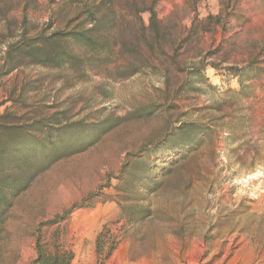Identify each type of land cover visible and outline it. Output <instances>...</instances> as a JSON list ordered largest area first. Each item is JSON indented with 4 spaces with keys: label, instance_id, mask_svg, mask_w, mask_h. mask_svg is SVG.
Masks as SVG:
<instances>
[{
    "label": "rangeland",
    "instance_id": "obj_1",
    "mask_svg": "<svg viewBox=\"0 0 264 264\" xmlns=\"http://www.w3.org/2000/svg\"><path fill=\"white\" fill-rule=\"evenodd\" d=\"M82 1L0 0V125L73 147L5 211L0 264H33L40 223L89 195L43 227L71 264H264V0H113L111 60L19 56L1 75L9 43L66 29ZM150 7L160 38L141 26ZM190 122L206 134L170 150L169 133Z\"/></svg>",
    "mask_w": 264,
    "mask_h": 264
},
{
    "label": "trees",
    "instance_id": "obj_2",
    "mask_svg": "<svg viewBox=\"0 0 264 264\" xmlns=\"http://www.w3.org/2000/svg\"><path fill=\"white\" fill-rule=\"evenodd\" d=\"M65 1L60 0V2ZM148 10L150 11V23L145 25L142 22L141 26L144 30L152 29L160 38L156 12L152 7ZM117 22L113 0L82 1L75 7L73 15L67 19L66 29H57L50 33L43 30L34 36H29L28 31L25 30L18 40L9 43L3 58L1 75L9 74L20 67L19 56L28 58L31 64L52 67L80 66L85 63L95 64L109 61L116 53L115 49L119 43L116 38L114 40L113 36ZM78 49L90 51L93 55L92 60L76 53ZM8 116L9 113L3 115V117ZM71 126L86 130L80 122ZM62 128L58 130L61 142L68 139L67 134L62 132L67 127ZM201 134L206 133L202 132L201 126L196 122L178 126L168 135L170 150L194 145L201 139ZM51 136L52 132H47L46 141H43L36 136L28 137L22 125L17 122L11 121L0 125V230L4 213L12 205L13 199L23 192L38 172L48 166L52 160L73 148L71 143L64 145L60 142V144L56 143L51 140ZM42 157L45 159L40 160ZM90 198L92 195L82 202L73 204L53 219L40 223L35 230L37 256L33 264H71L74 258L73 252L63 250L60 245H56V251L48 249V245L44 242L43 227L62 221L75 208L92 205V203H86Z\"/></svg>",
    "mask_w": 264,
    "mask_h": 264
}]
</instances>
